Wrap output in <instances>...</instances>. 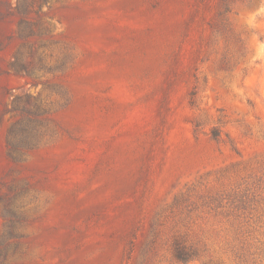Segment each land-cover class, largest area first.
<instances>
[{
	"label": "rangeland",
	"instance_id": "obj_1",
	"mask_svg": "<svg viewBox=\"0 0 264 264\" xmlns=\"http://www.w3.org/2000/svg\"><path fill=\"white\" fill-rule=\"evenodd\" d=\"M231 5L0 0V264H264V0Z\"/></svg>",
	"mask_w": 264,
	"mask_h": 264
},
{
	"label": "trees",
	"instance_id": "obj_2",
	"mask_svg": "<svg viewBox=\"0 0 264 264\" xmlns=\"http://www.w3.org/2000/svg\"><path fill=\"white\" fill-rule=\"evenodd\" d=\"M47 1V0H46ZM233 0H221V9L219 11V14L221 16L226 15L228 12L232 11V3ZM16 10L18 12L21 11V2L18 1V4L16 5ZM174 257L183 263H187L190 260L195 259L197 256V253L193 251L191 247H187L184 244V241L180 239L179 237L174 239V242L172 244Z\"/></svg>",
	"mask_w": 264,
	"mask_h": 264
}]
</instances>
